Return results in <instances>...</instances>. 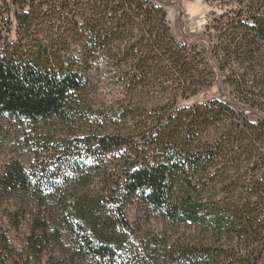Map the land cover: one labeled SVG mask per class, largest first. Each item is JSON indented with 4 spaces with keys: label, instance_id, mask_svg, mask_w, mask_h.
<instances>
[{
    "label": "trees",
    "instance_id": "trees-1",
    "mask_svg": "<svg viewBox=\"0 0 264 264\" xmlns=\"http://www.w3.org/2000/svg\"><path fill=\"white\" fill-rule=\"evenodd\" d=\"M205 1L198 47L152 0H0V117L34 156L0 170L30 223L0 264H264V0ZM134 199L199 234L135 228Z\"/></svg>",
    "mask_w": 264,
    "mask_h": 264
},
{
    "label": "rangeland",
    "instance_id": "rangeland-1",
    "mask_svg": "<svg viewBox=\"0 0 264 264\" xmlns=\"http://www.w3.org/2000/svg\"><path fill=\"white\" fill-rule=\"evenodd\" d=\"M11 2V0H8ZM166 11L171 35L176 41L185 42L188 46L204 47L206 37L203 35L204 28L210 23L213 8L205 0H152ZM222 86L218 83L209 90L201 92L196 97L188 100H206L218 97ZM223 89V88H222ZM225 96L226 92L224 93ZM227 98H230L227 96ZM186 101V102H188ZM29 125L25 124V128ZM24 127L14 118L9 116L0 117V170L10 161L18 160L24 168H28L34 161L32 152L24 144ZM8 198L0 197V228L8 235L12 247L18 251H24L29 235V220L21 218L19 225H15L11 217L14 207ZM126 215L131 224L144 232L167 234L171 237H179L187 234H199L200 229L194 226L167 223L154 213L148 211L135 199L126 207ZM67 237L63 239L66 244ZM59 255L58 247L52 246L37 258H32V264H49L50 257Z\"/></svg>",
    "mask_w": 264,
    "mask_h": 264
}]
</instances>
